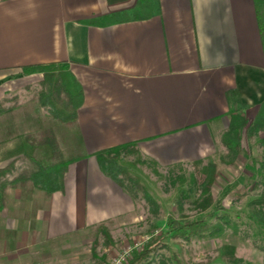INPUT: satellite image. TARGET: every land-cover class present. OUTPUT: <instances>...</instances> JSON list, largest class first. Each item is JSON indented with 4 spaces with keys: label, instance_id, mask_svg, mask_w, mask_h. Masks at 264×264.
<instances>
[{
    "label": "crops",
    "instance_id": "crops-1",
    "mask_svg": "<svg viewBox=\"0 0 264 264\" xmlns=\"http://www.w3.org/2000/svg\"><path fill=\"white\" fill-rule=\"evenodd\" d=\"M136 1L0 0V99L40 80L21 72L32 64L65 62L82 91L73 124L82 157L48 196L29 183L6 189L0 254H25L37 242L134 214L135 202L99 170L94 153L131 143L141 163L203 165L224 149L225 92L248 106V122L264 100L252 0H157L145 19L84 23ZM41 263L20 256L0 264Z\"/></svg>",
    "mask_w": 264,
    "mask_h": 264
},
{
    "label": "rangeland",
    "instance_id": "rangeland-1",
    "mask_svg": "<svg viewBox=\"0 0 264 264\" xmlns=\"http://www.w3.org/2000/svg\"><path fill=\"white\" fill-rule=\"evenodd\" d=\"M24 93L18 88L3 97L7 102L0 112V167L12 159H16L15 165L26 166L27 160L19 159L24 155H31L40 162L48 161L50 142L64 158L81 154L80 140L74 126L53 121L35 101H24L27 97ZM223 129L217 131V138ZM47 130L51 136L39 139L43 143L32 145L25 137L31 135L35 140ZM260 135L247 140L242 134L240 151L231 164H225L228 155L224 149L203 162V165L212 162L217 172L210 187L213 203L204 211L194 203L199 193L196 184L190 181V177L198 178L202 165L170 169L158 168L146 162L132 165L136 157L134 154L127 155L123 163L130 173L139 178L158 204L160 210L157 216L149 215L143 203L138 201L132 216L39 242L40 245L37 242L25 254L10 248L0 254V263L1 260L5 262L25 256L46 259L45 264H109L127 250L129 260L135 252L158 237L161 244L140 264H217L221 261L232 264L233 260V264H261L263 252L259 246L264 238L258 225L248 218V203L264 191L257 173L264 158V143H260L264 140V133ZM220 215L229 218L231 225L215 237L192 238L189 242L175 241L170 238L166 228L168 217L180 220L185 216L188 220L201 219L204 223L213 224L219 222ZM230 248H233L232 255ZM37 249H40L38 253Z\"/></svg>",
    "mask_w": 264,
    "mask_h": 264
},
{
    "label": "trees",
    "instance_id": "trees-1",
    "mask_svg": "<svg viewBox=\"0 0 264 264\" xmlns=\"http://www.w3.org/2000/svg\"><path fill=\"white\" fill-rule=\"evenodd\" d=\"M252 4L264 57V0H252ZM154 13H157V0H137L132 8L91 18L84 21V23L107 25L116 22L145 19ZM21 72L24 74L38 73L41 76L39 81L26 86L25 93L27 97L24 101H35L37 106L44 108L55 122L62 125H73L76 109L82 102V91L69 72L66 63L32 64L21 67ZM225 98L228 105L227 115L229 120L227 128L221 135L220 142L228 155V160L225 161V164H231L240 151L242 134L248 140L256 135L259 130L264 129V100L258 105L253 119L248 122L245 116L248 106L239 100L235 90H227ZM5 102H7L6 98L0 99V112L5 109L3 107ZM50 136L49 130H47L40 133L35 140H32L34 137L31 135L25 137L30 144L34 145L43 143V141L39 140L42 137L49 138ZM260 143H264V140H261ZM49 144L51 155L46 162H40L31 155H24L19 159L21 161L27 160L26 166L15 165L16 159H12L5 166L0 167V208L5 204V191L9 186H24L29 183L42 190L45 196L61 188L62 176L67 165L82 156L64 158L52 142ZM132 154H136V150L133 144L128 143L98 151L94 153V157L99 170L104 175L113 180L135 203L138 201L142 202L149 215L157 216L160 210L158 204L148 194L139 178L130 173L123 163L124 156ZM141 162L139 157L136 156L131 164ZM257 173H259L260 182L264 186V158L260 161ZM198 175L197 179L190 177V181L191 184H196L199 193V198L194 203L199 207V210L204 211L213 203L210 187L217 177L215 165L208 161L206 165L200 167ZM175 177L179 178V176ZM248 206L250 208L248 214H252V216L248 215V218L258 225L264 238V191L257 198L251 200ZM186 218L182 216L180 220L172 217L166 219V228L172 240L189 242L192 238L215 237L218 234L220 235L224 228L231 225L229 218L223 215L219 216V222L213 224L204 223L201 219L188 220ZM99 226L101 227V225ZM232 226L234 227L233 224ZM159 239L157 237L153 241L148 242L141 250L135 252L126 264H140L161 244ZM259 250L263 252L261 264H264V242L259 246ZM230 253L231 255L233 254V248H230ZM217 264L230 263L221 261Z\"/></svg>",
    "mask_w": 264,
    "mask_h": 264
},
{
    "label": "built area",
    "instance_id": "built-area-1",
    "mask_svg": "<svg viewBox=\"0 0 264 264\" xmlns=\"http://www.w3.org/2000/svg\"><path fill=\"white\" fill-rule=\"evenodd\" d=\"M128 251V250H127ZM127 251L121 252L118 256L113 258L109 264H126L128 261V255Z\"/></svg>",
    "mask_w": 264,
    "mask_h": 264
}]
</instances>
